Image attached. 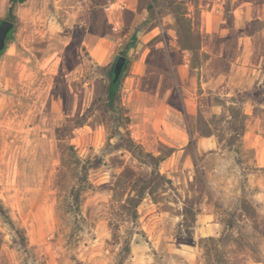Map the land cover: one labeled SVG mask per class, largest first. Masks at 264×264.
<instances>
[{
	"label": "rangeland",
	"instance_id": "rangeland-1",
	"mask_svg": "<svg viewBox=\"0 0 264 264\" xmlns=\"http://www.w3.org/2000/svg\"><path fill=\"white\" fill-rule=\"evenodd\" d=\"M17 1L0 19L16 24L0 53V264H264V167L246 145L264 143V0H155L176 20L111 104V65L75 49L50 71L46 40L16 39ZM165 91L194 138L174 159ZM205 135L217 150L196 149ZM209 205L223 227L197 237Z\"/></svg>",
	"mask_w": 264,
	"mask_h": 264
},
{
	"label": "crops",
	"instance_id": "crops-1",
	"mask_svg": "<svg viewBox=\"0 0 264 264\" xmlns=\"http://www.w3.org/2000/svg\"><path fill=\"white\" fill-rule=\"evenodd\" d=\"M144 1L18 0L14 14L20 20L22 30L17 32L16 39L31 51H38L37 42L46 40L44 54H49V57L45 62L49 61L50 71L59 66L58 59L60 61L62 56L72 54L75 57V49L84 50L93 56L91 61L97 67L101 65V68H106L111 65L110 71L118 56H125L127 64L120 76L119 89L124 84L123 90L127 91V97H131L137 77L142 76L147 69L146 54L153 44L156 47L163 45L164 26L173 24L176 20L173 13H154L155 0H149L148 4ZM10 8V0H0V19L7 15ZM43 25L46 29L40 30ZM169 30L172 39L178 40L176 31L172 28ZM172 44L179 48L176 41ZM187 51L184 49V52ZM185 68L187 66L179 68L180 73L181 70L185 72ZM130 69L134 74H126ZM168 93H162L160 110L163 114L157 133L174 148V159L194 138L186 126V118L182 112L165 101ZM195 145L199 151L213 152L218 149L219 142L214 135H205L198 137ZM246 145L257 149L260 166L264 167V143L259 135L248 139ZM223 224L216 216L215 208L209 205L199 212L194 229L197 237L216 236ZM195 263V260H191V264Z\"/></svg>",
	"mask_w": 264,
	"mask_h": 264
},
{
	"label": "water",
	"instance_id": "water-1",
	"mask_svg": "<svg viewBox=\"0 0 264 264\" xmlns=\"http://www.w3.org/2000/svg\"><path fill=\"white\" fill-rule=\"evenodd\" d=\"M14 22L8 19H4L0 21V53L5 50L7 45V39L11 35L14 30ZM127 64V58L123 55L118 56L114 65L113 72L114 78L113 80L117 82L120 79L121 74L123 73L124 67Z\"/></svg>",
	"mask_w": 264,
	"mask_h": 264
},
{
	"label": "trees",
	"instance_id": "trees-1",
	"mask_svg": "<svg viewBox=\"0 0 264 264\" xmlns=\"http://www.w3.org/2000/svg\"><path fill=\"white\" fill-rule=\"evenodd\" d=\"M14 1L15 0H13V2ZM12 8H13V4H11L10 12L12 11ZM118 90H119V81L114 82L113 78H111L110 84H109L108 90H107V96H108V103L109 104H111L112 102L115 101L117 94H118Z\"/></svg>",
	"mask_w": 264,
	"mask_h": 264
},
{
	"label": "flooded vegetation",
	"instance_id": "flooded-vegetation-1",
	"mask_svg": "<svg viewBox=\"0 0 264 264\" xmlns=\"http://www.w3.org/2000/svg\"><path fill=\"white\" fill-rule=\"evenodd\" d=\"M110 76H111V78H114V72H113V68L111 69V71H110ZM120 80V79H119ZM118 80V81H119ZM114 81V80H113ZM115 82V81H114Z\"/></svg>",
	"mask_w": 264,
	"mask_h": 264
}]
</instances>
